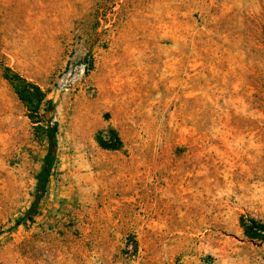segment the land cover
I'll use <instances>...</instances> for the list:
<instances>
[{"label": "rangeland", "instance_id": "rangeland-1", "mask_svg": "<svg viewBox=\"0 0 264 264\" xmlns=\"http://www.w3.org/2000/svg\"><path fill=\"white\" fill-rule=\"evenodd\" d=\"M242 219L264 224V0H0V264H264Z\"/></svg>", "mask_w": 264, "mask_h": 264}, {"label": "trees", "instance_id": "trees-1", "mask_svg": "<svg viewBox=\"0 0 264 264\" xmlns=\"http://www.w3.org/2000/svg\"><path fill=\"white\" fill-rule=\"evenodd\" d=\"M4 77L8 80L19 99L32 111L37 112L42 103H45L46 108L49 111L54 109V104L50 100H46V93L37 85L32 82H28L18 74H15L9 68H5ZM32 117V115H31ZM33 120V118H31ZM37 128H41L40 121H33ZM59 131V125L53 119H49L45 128L46 136L48 138L49 146L47 154L44 158V164L37 176V187L35 199L32 203L28 214L34 213L41 199L44 197L47 191V185L53 167L57 160V135ZM108 136L100 133L98 136L99 145L108 150H119L122 142L115 130L107 132ZM242 226L244 227L246 235L253 240H259L264 243V224L257 222L254 219H242Z\"/></svg>", "mask_w": 264, "mask_h": 264}]
</instances>
